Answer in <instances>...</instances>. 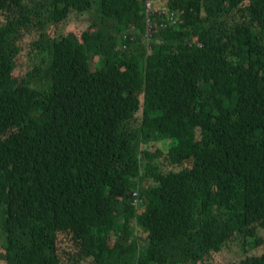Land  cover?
I'll use <instances>...</instances> for the list:
<instances>
[{"label": "trees", "instance_id": "16d2710c", "mask_svg": "<svg viewBox=\"0 0 264 264\" xmlns=\"http://www.w3.org/2000/svg\"><path fill=\"white\" fill-rule=\"evenodd\" d=\"M145 1L0 0V264H264V0Z\"/></svg>", "mask_w": 264, "mask_h": 264}, {"label": "rangeland", "instance_id": "374dc122", "mask_svg": "<svg viewBox=\"0 0 264 264\" xmlns=\"http://www.w3.org/2000/svg\"><path fill=\"white\" fill-rule=\"evenodd\" d=\"M143 11L144 13H146V5L144 3V7H143ZM70 18L69 21L66 23L65 25V29H64V33H69V32H74L75 34H77L78 36H80L82 34V32L88 27L89 25V15L88 14H78V13H71L70 14ZM133 29V28H132ZM132 29H130V31H128L127 33L132 32ZM144 42H146L145 36H143ZM118 49H121L120 47H118ZM26 51L24 49H22L21 51H19L18 53V57L16 58L15 61V68H14V73L17 74H21L26 67H29L30 61L28 59L27 61V56H26ZM96 56V55H95ZM94 60H97L96 57L93 58ZM159 147L163 150L166 149V147L160 143L158 144ZM162 169L164 171H166L165 166L162 164ZM137 236H140L141 233L139 231H136ZM258 235L260 237H264V231L263 230H259L258 231ZM236 241H238V239L236 238ZM59 242H64L63 239H61ZM253 252L260 253V252H264V244H262L261 246L255 248L253 250ZM240 258L239 255V247L236 244V242H230L229 248L227 249L225 255H224V263H236L237 260ZM67 262V259H66ZM65 262V264H66ZM81 264H93L91 262V260L89 258H83L81 260Z\"/></svg>", "mask_w": 264, "mask_h": 264}, {"label": "built area", "instance_id": "2783aa9c", "mask_svg": "<svg viewBox=\"0 0 264 264\" xmlns=\"http://www.w3.org/2000/svg\"><path fill=\"white\" fill-rule=\"evenodd\" d=\"M145 5H146V13H147V15L149 16L150 11H151V12L154 11V10H152L153 5H152L151 0H146V1H145ZM158 9H159V6H158L155 10H158ZM151 14H152V13H151ZM167 19H168V23H170V24H174V23H175V20H176L174 14H169V15L167 16ZM147 22H148V23L150 22V18H147ZM161 26H164V25H161ZM149 32H150V28L148 27V28H147V33H146V36H148V37L150 36Z\"/></svg>", "mask_w": 264, "mask_h": 264}, {"label": "clouds", "instance_id": "9594fccd", "mask_svg": "<svg viewBox=\"0 0 264 264\" xmlns=\"http://www.w3.org/2000/svg\"><path fill=\"white\" fill-rule=\"evenodd\" d=\"M150 18H151V17H150ZM146 23H147V28H148L149 25H150L152 22H151V20H150V22L148 23V22H147V18H146ZM161 25H164V26H165L164 23H161L160 26H161ZM146 33H147V30H146ZM117 47H120L122 50L125 49V47L122 46V45H119V46H117ZM132 196H133V202H134L135 204H138V202L140 201V199L137 197V193H136V192L133 193Z\"/></svg>", "mask_w": 264, "mask_h": 264}]
</instances>
